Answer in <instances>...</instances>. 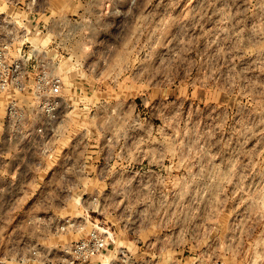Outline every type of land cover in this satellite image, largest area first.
<instances>
[{
	"label": "rangeland",
	"instance_id": "obj_1",
	"mask_svg": "<svg viewBox=\"0 0 264 264\" xmlns=\"http://www.w3.org/2000/svg\"><path fill=\"white\" fill-rule=\"evenodd\" d=\"M1 44L60 88L0 93V264H264V0H0Z\"/></svg>",
	"mask_w": 264,
	"mask_h": 264
},
{
	"label": "built area",
	"instance_id": "obj_2",
	"mask_svg": "<svg viewBox=\"0 0 264 264\" xmlns=\"http://www.w3.org/2000/svg\"><path fill=\"white\" fill-rule=\"evenodd\" d=\"M22 47L16 49L18 59L9 54V44L0 45V93L8 91H25V74L29 73L34 82L33 92L39 93L40 86L43 84L47 91V98H53L59 92V82L51 75V61L44 64L38 59V53L30 57L31 67L29 72L25 73L22 64L20 51ZM48 115L51 116V108ZM108 242L103 234L91 233L85 239L76 242L72 248L75 259L85 262L92 257L98 256L106 250Z\"/></svg>",
	"mask_w": 264,
	"mask_h": 264
}]
</instances>
